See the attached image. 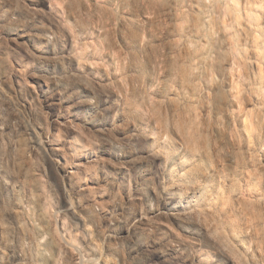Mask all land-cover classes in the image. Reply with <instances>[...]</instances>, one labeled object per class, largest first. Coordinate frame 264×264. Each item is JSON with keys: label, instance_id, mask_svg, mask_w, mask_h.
<instances>
[{"label": "rangeland", "instance_id": "rangeland-1", "mask_svg": "<svg viewBox=\"0 0 264 264\" xmlns=\"http://www.w3.org/2000/svg\"><path fill=\"white\" fill-rule=\"evenodd\" d=\"M0 264H264V0H0Z\"/></svg>", "mask_w": 264, "mask_h": 264}]
</instances>
